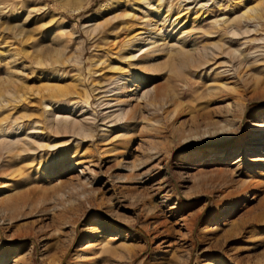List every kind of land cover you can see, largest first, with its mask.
Listing matches in <instances>:
<instances>
[{"label":"rangeland","instance_id":"obj_1","mask_svg":"<svg viewBox=\"0 0 264 264\" xmlns=\"http://www.w3.org/2000/svg\"><path fill=\"white\" fill-rule=\"evenodd\" d=\"M181 1L164 0L161 15L176 19L166 26L171 40L183 25L191 33L188 67L142 76L149 100H164L166 112L132 104L111 144L96 137L19 159L0 152V166L8 165L0 175V264H264V0H188L186 15ZM129 3L0 0V91L15 86L25 95L0 110L10 138L38 125L53 144L70 140V132L50 131L34 103L48 83L83 86L86 110L99 114L94 71L104 44L83 27ZM221 18L237 33L215 29ZM219 42L225 49L204 58V48ZM59 52L69 60L58 67L61 83L33 64ZM28 59L26 74L15 71ZM140 162L135 172L123 167Z\"/></svg>","mask_w":264,"mask_h":264},{"label":"bare ground","instance_id":"obj_2","mask_svg":"<svg viewBox=\"0 0 264 264\" xmlns=\"http://www.w3.org/2000/svg\"><path fill=\"white\" fill-rule=\"evenodd\" d=\"M159 1L160 2L155 5V1L153 2V0H129L130 3L127 7V10L125 9V12L115 13L99 24H88L83 27L85 34H94L104 44V47H101V58L95 64V68L98 69V71H94V75L96 77L99 76L98 82L100 86L99 89L97 88L99 92L97 93V100L99 104L97 107H99L100 110L98 115L86 110V107L84 106L86 102L83 101V97L81 96V93L83 92L81 91L83 86H80L78 84L79 82L76 83L79 85L78 87L75 85V83L74 85H72V83L69 85L48 83L44 92H38L36 94L34 93V96L32 95L33 97L37 96L35 100L36 102L34 103L39 110L43 111L42 117L46 120V124L50 131H56V134H68L70 132L73 134L71 135L70 140L53 144L50 142V138L44 136V129H41L38 125L34 127L35 129H33V131H30L23 136H20V128H18L17 137L10 138L8 131L4 128L3 124L0 123V152H9V154L15 153V157H13L15 159H19L21 154L36 155L38 153L40 154L44 150L52 151L56 149H64L74 144L77 146L78 144H81V142H85L87 139L95 140L96 137L101 143L107 142L111 144V141H109L110 134L115 130V128H117V130L120 129L119 126L121 125V122L123 121L126 114L130 112V106L132 104L135 105L134 107L141 105L144 107H158L160 108V111L166 112L168 105L162 103L164 100L159 101L157 98L154 100H149V91L145 90V87H142V76H144L143 74L151 73L154 70L167 71L168 68L171 74H177L184 68L188 67L190 60L187 59V56H190V54L194 53L195 50L193 46H189V48H187L186 38L191 36V33L188 31H181L185 25L180 27L178 38L176 40H171L169 38V33L166 26L167 23L171 22V20L168 19L167 16L161 15L164 0ZM180 3L182 11L185 12L184 15H186V11H190L191 6L188 0H183ZM107 6L108 5H105L104 7L107 8ZM201 7L205 8L208 6L207 4H201L200 8ZM259 12L260 10L256 8H249L247 10V13L257 14ZM260 19H264V16ZM216 20L217 21L214 20L215 22H213V27L215 29L221 28V26H226L227 30L229 31L228 36L230 34L233 35L237 33V31L231 27V21H227L226 18ZM174 23H176V19L171 22L169 26L173 27ZM191 29L195 30L194 26H192ZM222 29H224V27ZM236 29L239 30L238 28ZM215 31H211L212 33L205 32V35L214 36L217 33ZM250 31L252 33V30ZM240 38L242 39L243 37ZM246 41L248 40L246 39ZM244 45L245 44H243V46ZM224 47L225 46L223 42L207 46L204 48L206 51L203 53L204 58H215V55L218 53L217 49H225ZM230 50L232 49L230 48ZM230 53L233 56L237 55V52H234V50H232ZM82 55L83 53L80 49L76 63H82ZM251 55H255V53ZM244 56L246 58V55ZM181 57L184 58L181 59ZM30 60L31 59H28L22 68L19 66L15 67V71L26 74L27 69L29 66H31ZM243 60L244 58H242V61ZM9 62L14 63V61L11 59H9ZM68 62V58L59 52L57 53L56 58L52 61L35 60L33 64H35L38 69L40 68L39 73H44L45 69H52L55 72L53 74L54 77H56V80L61 83L63 82L64 78L59 73L58 67L60 68L61 65H66ZM229 62L228 64L226 63L227 67L230 65ZM27 63H29V65ZM242 64L244 65V63ZM203 66L204 63L200 62L197 69L202 68ZM227 69L229 68H226V70L223 71H227ZM240 69L238 67L237 70L239 71ZM31 71L32 75L36 72L35 70ZM223 71H221L220 74H223ZM228 72L229 71H227V73ZM250 75H244L246 80L247 78H250ZM48 79L50 80L52 78L49 77ZM225 87L227 88V86ZM24 98L25 95L18 94L17 88L15 86L10 87L7 90L0 91V110L3 111L4 108H8L7 106L10 102L12 105L17 106V104H20L24 101ZM67 103L69 105V109L62 110L61 107ZM2 121H6V119H2ZM262 128L264 129V126ZM127 135V133L120 134L117 141L124 142ZM118 153L120 155L121 152ZM144 164L145 163L143 162L138 164L132 163L131 165H123V167L127 171L135 172L136 170H139V168L143 167ZM7 168L8 165L6 164L0 166V175H4ZM88 171L89 170H87V172ZM82 172L84 173L83 170Z\"/></svg>","mask_w":264,"mask_h":264}]
</instances>
